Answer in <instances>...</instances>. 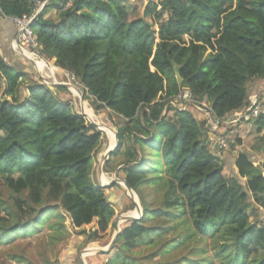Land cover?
Returning a JSON list of instances; mask_svg holds the SVG:
<instances>
[{
  "label": "trees",
  "instance_id": "16d2710c",
  "mask_svg": "<svg viewBox=\"0 0 264 264\" xmlns=\"http://www.w3.org/2000/svg\"><path fill=\"white\" fill-rule=\"evenodd\" d=\"M33 9L32 0H0L6 16ZM48 9L32 27L37 42L97 112L119 121L110 159L125 157L118 175L143 208L100 257L264 264V219L254 224L249 213L253 199L264 216V164L246 150L219 156L196 108L165 112L183 89L218 118L248 106L249 85L264 78V0H162L140 17L123 0H75L65 11L56 6L58 22L45 19ZM27 75L0 54V247L45 234L57 248L72 237L67 219L86 244L100 241L116 216L108 188L93 179L104 134L63 100V87L30 82L22 97ZM256 126L264 131V116ZM25 253L0 255V264H32Z\"/></svg>",
  "mask_w": 264,
  "mask_h": 264
},
{
  "label": "rangeland",
  "instance_id": "374dc122",
  "mask_svg": "<svg viewBox=\"0 0 264 264\" xmlns=\"http://www.w3.org/2000/svg\"><path fill=\"white\" fill-rule=\"evenodd\" d=\"M144 14V13H143ZM143 14H138L137 16L140 17ZM157 29V27H156ZM55 60H51L49 62H47L48 65L53 66L55 69L54 73L52 75V73L50 74L48 72L47 69H44L43 73H40L37 71V69L34 67V65L30 62V61H26V66L29 70V73L31 72L30 75H27L26 78H24V83L21 86V92L24 93L23 91L26 90L28 91V85L30 84V82H39L41 84L44 85H49L48 83H46L42 77H44L46 79L47 82L52 83V80L49 79L48 77H51L53 80L56 79L59 83H65V84H69L72 85L71 87H65V86H51L54 88L57 87H63L66 90H64V95H63V100H67L70 103L73 104L75 111L82 115V113H84L85 115L86 113V109H88L90 111L91 114H88L89 116L86 115V119L88 121L91 120V118H93L92 122H95L98 125H104L107 128H111L113 129V131L117 132L116 129V125L119 124V121H117V119H115L114 115L109 111V110H101L100 112H97L94 109V104L91 100H87L85 99V93L83 92L82 87H80V85L75 81H73V79L71 78V76L64 72L63 70L59 69L57 66H55ZM29 76H32L34 78V80L28 78ZM48 76V77H47ZM77 88L78 90H80L82 92L83 95V100L85 101L84 103L80 101V98L78 97V95L80 94L79 92H77L75 89ZM29 92V91H28ZM21 93L22 97L23 94ZM79 93V94H78ZM28 97V96H27ZM88 117V118H87ZM111 129L109 132L110 133H103L104 134V138L101 144V147L98 151V154H96L95 159H94V173H93V179L96 183H98L101 186V183H103L104 185H106L108 182H110V180L112 178H114L115 176L110 174V173H115L117 172V177L119 179H121L119 177L120 175V170L121 168L124 166L123 162H125V157L123 155L119 156V157H114L112 159H109L104 168H101L102 165V161L104 159V153L108 150L109 148V138L110 135L107 136V134H111L114 144L116 145V139H115V133H113L111 131ZM234 147H230L229 150L227 151V153H233ZM257 159V158H256ZM261 159L258 158L257 161H255V163L258 165L259 161ZM102 169V170H101ZM102 171L104 174L107 175V177L110 178V180L107 179V182L104 180V176L102 175ZM119 174V175H118ZM225 174L229 175L230 171H228V169H226L225 167ZM103 180V181H102ZM115 184V183H114ZM114 184H110L111 186L106 187L108 188L107 190V195L108 192L111 190L112 185ZM119 185V184H117ZM116 193L119 196H122L125 199V206L120 209V208H116V216L112 222V225L110 226V228L108 229L107 233L104 234L103 238L100 241L97 242H93L90 244H86L85 240L86 237L85 236H79L78 234H75V229L71 223L70 219H67L66 221V227L67 229L72 233V237L68 240V242H66V244L61 245L57 248H53L52 246H49L47 241L44 240V235L42 234V236L37 237V238H33V239H29V240H18L14 246L11 247H0V255L4 254H8V253H12V252H17V251H22L25 250L28 257H31L32 260V264H81L80 262V253L83 250L88 249V251L86 253H88L91 250H97L99 248H106L107 246L110 245L113 236L115 234V227H116V223H118L119 221H122L119 225V229H122V227L127 224L128 222H123L125 217L129 216V213L131 212H136L135 211V203L134 200L129 196L127 190L125 189V187H123L121 184L119 185V188H115ZM136 194V193H135ZM133 197V196H132ZM135 200L138 201L137 197L134 196L133 197ZM249 203L251 205V208L249 210L250 213V217L253 221L254 224L260 225L263 223L262 219H264V216L262 215V209L260 207H258L255 203L253 199L249 200ZM134 205V207H133ZM138 217V213L136 212ZM91 227H96V222L85 227V229H90ZM117 232V231H116ZM40 240V241H39ZM84 244V247H81V245ZM29 247V250H28ZM86 264H106L108 262L107 260H104V258L100 257V254H97L96 251L93 254H85V258H83ZM1 261H6V264H10L9 260L6 257H3ZM12 264H17L16 262L12 261Z\"/></svg>",
  "mask_w": 264,
  "mask_h": 264
},
{
  "label": "built area",
  "instance_id": "2783aa9c",
  "mask_svg": "<svg viewBox=\"0 0 264 264\" xmlns=\"http://www.w3.org/2000/svg\"><path fill=\"white\" fill-rule=\"evenodd\" d=\"M54 1L55 0H32L34 9L30 15H25L23 17L6 16L0 11V18L14 25L16 29V36L11 45L17 55L25 57V53L28 52L45 63L50 61L44 56L32 27L38 16L43 13L46 8H49ZM58 1V5L62 8V11H65L75 0ZM64 4L65 6H63ZM42 78L47 82L44 77ZM48 78L52 80V83L48 82L51 86L62 84L56 79L53 80L51 77ZM248 100L249 104L243 110L227 115L224 118H218L215 117L212 109L208 105L195 103L191 92L188 89H183L176 97L169 101L167 107H172L180 112L186 111L189 107H194L203 113L206 117V128L209 134L214 137L212 142L217 150V154L220 156L227 153L231 147L232 142L229 140L230 138L225 135L227 130H231L233 127L239 125H245L249 129H253L256 126V120L264 116V100L260 99L257 94L249 96Z\"/></svg>",
  "mask_w": 264,
  "mask_h": 264
},
{
  "label": "crops",
  "instance_id": "0c3cea01",
  "mask_svg": "<svg viewBox=\"0 0 264 264\" xmlns=\"http://www.w3.org/2000/svg\"><path fill=\"white\" fill-rule=\"evenodd\" d=\"M123 1L125 6L128 8L130 12L135 13V15H138V14H143L146 11L148 5H150L151 3L155 2L159 4L160 1L162 0H123ZM58 3L59 1L55 0L53 3L55 6L49 7L48 11L46 12L45 19L51 20L53 22H58L59 14H60V11L56 9ZM15 36H16V29L14 25L0 18V54L8 64H11L17 68H21L26 74L30 75L31 72L29 73V70L26 66V60L23 57L17 55V53L12 48L11 43L14 40ZM27 59L34 65V67L40 73H43L44 69H47L50 74L54 73L55 69H53V67H50L48 64L40 60H37L35 58H27ZM28 78L34 80L32 76H29ZM23 92H24L22 93L23 97H27L29 95L28 91L24 90ZM248 93L249 96L257 94L260 97V99L264 100V78L256 79L252 81L251 84L249 85ZM256 128L257 126H255L253 129H249L245 125H239L237 127H233L229 131V135L227 133L225 134H227L228 138L229 136H237L242 140L241 146H235L233 148L234 155H237V153L240 151L246 150L248 153H250L251 160L254 161L255 165H257L255 161H257L258 158L261 159L258 165L260 164L263 165L264 164V131L257 132ZM213 138L214 137L211 135L209 137V141L211 144V148L215 149L214 143L212 142ZM226 169H228V171L230 170L228 166L226 167ZM116 173L117 172L115 173L112 172L110 174L115 176L117 175ZM108 197L111 200V202L115 205V209L116 208L122 209L125 206V199L123 197H120L116 193L115 188H111V190L108 192Z\"/></svg>",
  "mask_w": 264,
  "mask_h": 264
},
{
  "label": "water",
  "instance_id": "95a60500",
  "mask_svg": "<svg viewBox=\"0 0 264 264\" xmlns=\"http://www.w3.org/2000/svg\"><path fill=\"white\" fill-rule=\"evenodd\" d=\"M22 57H23L26 61H29V60H28L27 58H25L24 56H22ZM179 82H181V79H179ZM46 83H48V82H46ZM48 84H49V83H48ZM58 86L71 87L72 85L62 83V84H59ZM74 89H75L77 92L80 93V94L78 93V94H79L78 97L80 98V101L84 103L85 101L83 100L82 92H81L80 90H78L77 88H75V87H74ZM167 111H168V107L166 108L165 112L167 113ZM82 116H85V117H86V115H85L84 113H82ZM89 122H90L91 124L95 125V126L99 129V131L103 132L98 124H96V123H94V122H92V121H89ZM114 133H115L116 145H115V147H114L113 149H109V148H108V150L105 152L104 159H103V161H102V165H101V168H102V169L104 168L106 162L110 159V157L112 156V154L115 152V150L118 148V134H117V132H115V131H114ZM102 169H101V170H102ZM102 173H103V171H102ZM105 175H106V174H105ZM106 176H107V175H106ZM110 182H111V183L108 182L106 185H104L103 183H101V187L106 188V187L111 186L110 184H114V183H115V184H119V185L121 184L123 187H125V189L127 190L129 196L134 200V203H135V211L138 213V217H131V216H128V217H125V218H124V221H123V222H131V221L140 220V219L143 217V208H142V205L140 204L139 198H138V196L135 194V192H134V191H133V190L127 185V183H126L125 181H123L122 179H119V178L117 177V175H116L114 178H112V179L110 180ZM132 196H133V197L136 196L137 199H138V201L135 200ZM115 229H116V231L119 229L118 226H117V223H116V227H115ZM116 231H115V234H114V236H113V239H112L110 245L107 246L106 248H99V249H97V250H96V253H97V254L104 255V254H107V253L110 252L111 248H112V247L115 245V243H116V240H117L118 235L121 233V229H119V231H117V232H116ZM87 251H88V249L83 250V251L80 253V262H81V264H86L83 258H85V254H86Z\"/></svg>",
  "mask_w": 264,
  "mask_h": 264
},
{
  "label": "bare ground",
  "instance_id": "6f19581e",
  "mask_svg": "<svg viewBox=\"0 0 264 264\" xmlns=\"http://www.w3.org/2000/svg\"><path fill=\"white\" fill-rule=\"evenodd\" d=\"M25 57L26 58H35V59H37V60H40V61H42L41 59H39V58H37V57H35V56H33V55H31L30 53H28V52H26L25 53ZM42 62H44V61H42ZM45 63V62H44ZM47 64V63H46ZM50 67H53V66H51V65H49ZM54 68V67H53ZM86 115L87 116H89L88 114H91L90 113V111L88 110V109H86ZM88 118V117H87ZM90 121H93V118H91V120ZM100 126V128H101V130L103 131V133H110L109 131L110 130H108V128L107 127H105L104 125H99ZM108 135H110V137L108 136ZM107 136H108V138H109V142H110V144H109V149H113L114 147H115V144H114V141H113V138H112V136H111V134H107ZM102 175L104 176V180L107 182V179L108 180H110V178L109 177H107V176H105V174L104 173H102ZM129 216H131V217H136L137 216V214H136V212H131V213H129ZM128 217V216H127ZM124 219V218H123ZM122 221H119L118 223H117V226H118V228H119V225L118 224H120ZM117 231H119V229L117 230ZM96 250L94 249V250H91V251H89L88 253H86V254H93L94 252H95Z\"/></svg>",
  "mask_w": 264,
  "mask_h": 264
}]
</instances>
